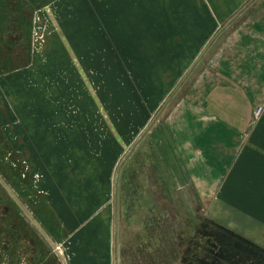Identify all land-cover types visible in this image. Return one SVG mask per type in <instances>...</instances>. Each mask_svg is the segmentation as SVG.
<instances>
[{"label":"rangeland","instance_id":"obj_1","mask_svg":"<svg viewBox=\"0 0 264 264\" xmlns=\"http://www.w3.org/2000/svg\"><path fill=\"white\" fill-rule=\"evenodd\" d=\"M193 1L0 0V264H264L174 134L264 0Z\"/></svg>","mask_w":264,"mask_h":264},{"label":"crops","instance_id":"obj_2","mask_svg":"<svg viewBox=\"0 0 264 264\" xmlns=\"http://www.w3.org/2000/svg\"><path fill=\"white\" fill-rule=\"evenodd\" d=\"M209 1L218 15L226 10L223 2L231 4ZM181 7L173 2L168 14L179 15ZM251 27L253 35L246 32L236 41L235 56L232 51L210 62L215 67L203 73L195 97L183 104L184 124L174 134L180 152L190 151L198 161L194 178L205 186L197 190L214 193L208 216L264 249V109L257 113L264 105V17Z\"/></svg>","mask_w":264,"mask_h":264},{"label":"trees","instance_id":"obj_3","mask_svg":"<svg viewBox=\"0 0 264 264\" xmlns=\"http://www.w3.org/2000/svg\"><path fill=\"white\" fill-rule=\"evenodd\" d=\"M218 225H220L224 229V231H226L227 233H229V234L233 233V235L235 234V238H237L238 240H241L244 243L251 244L250 246H251L252 249H259V250H262V251L264 250L263 248L259 247L257 244L253 243L252 241L240 236L238 233L233 232L232 230L224 227L223 225H221L219 223H218Z\"/></svg>","mask_w":264,"mask_h":264},{"label":"built area","instance_id":"obj_4","mask_svg":"<svg viewBox=\"0 0 264 264\" xmlns=\"http://www.w3.org/2000/svg\"><path fill=\"white\" fill-rule=\"evenodd\" d=\"M262 112V107L260 106V107H258V109H257V113H261Z\"/></svg>","mask_w":264,"mask_h":264}]
</instances>
